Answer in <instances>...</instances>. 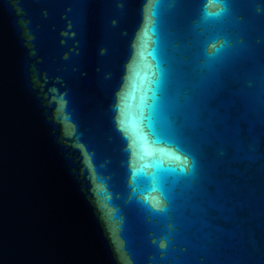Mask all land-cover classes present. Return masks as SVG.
Here are the masks:
<instances>
[{"label": "water", "instance_id": "95a60500", "mask_svg": "<svg viewBox=\"0 0 264 264\" xmlns=\"http://www.w3.org/2000/svg\"><path fill=\"white\" fill-rule=\"evenodd\" d=\"M0 264H264V0H0Z\"/></svg>", "mask_w": 264, "mask_h": 264}]
</instances>
